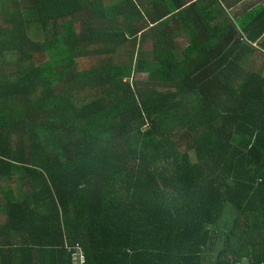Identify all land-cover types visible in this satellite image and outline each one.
Wrapping results in <instances>:
<instances>
[{"label": "trees", "instance_id": "16d2710c", "mask_svg": "<svg viewBox=\"0 0 264 264\" xmlns=\"http://www.w3.org/2000/svg\"><path fill=\"white\" fill-rule=\"evenodd\" d=\"M241 2L0 0V264H264Z\"/></svg>", "mask_w": 264, "mask_h": 264}, {"label": "rangeland", "instance_id": "374dc122", "mask_svg": "<svg viewBox=\"0 0 264 264\" xmlns=\"http://www.w3.org/2000/svg\"><path fill=\"white\" fill-rule=\"evenodd\" d=\"M259 2L264 3V0H245L242 3H240L237 7V9H239L241 7V10L243 11L244 8L246 7H250L251 5L257 4ZM240 10V11H241ZM141 48H143L144 52H148V54H150L153 51V46L151 43H146V45L141 46ZM264 65V52L259 51L256 53V56H252L249 59V64L246 67L248 70H258L261 69V67ZM147 78V75H134L132 76V78L130 79L131 81L134 80H145ZM192 158L195 159L194 154H192ZM229 210V208H227Z\"/></svg>", "mask_w": 264, "mask_h": 264}, {"label": "built area", "instance_id": "2783aa9c", "mask_svg": "<svg viewBox=\"0 0 264 264\" xmlns=\"http://www.w3.org/2000/svg\"><path fill=\"white\" fill-rule=\"evenodd\" d=\"M68 253L71 255L73 264H90L88 257L85 254V251L81 246L68 247ZM235 264H251L248 261H242Z\"/></svg>", "mask_w": 264, "mask_h": 264}, {"label": "crops", "instance_id": "0c3cea01", "mask_svg": "<svg viewBox=\"0 0 264 264\" xmlns=\"http://www.w3.org/2000/svg\"><path fill=\"white\" fill-rule=\"evenodd\" d=\"M243 1H245V0H243ZM241 3H242V2H241ZM239 4H240V3H239ZM258 4H264V3L259 2V3H257V4L251 5L250 7H254V6L258 5ZM250 7H246V8L248 9V8H250ZM239 10H241V7L239 8ZM263 52H264V51H263Z\"/></svg>", "mask_w": 264, "mask_h": 264}, {"label": "clouds", "instance_id": "9594fccd", "mask_svg": "<svg viewBox=\"0 0 264 264\" xmlns=\"http://www.w3.org/2000/svg\"><path fill=\"white\" fill-rule=\"evenodd\" d=\"M234 264V263H233Z\"/></svg>", "mask_w": 264, "mask_h": 264}]
</instances>
